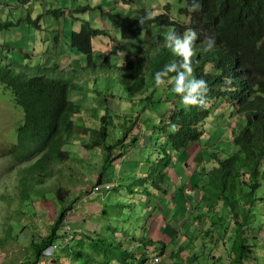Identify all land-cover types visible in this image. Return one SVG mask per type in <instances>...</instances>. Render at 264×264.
Masks as SVG:
<instances>
[{"label":"rangeland","instance_id":"rangeland-1","mask_svg":"<svg viewBox=\"0 0 264 264\" xmlns=\"http://www.w3.org/2000/svg\"><path fill=\"white\" fill-rule=\"evenodd\" d=\"M183 6L178 0H139L131 5H127L123 0H0V63H15L17 68L27 63L31 66L59 63L63 77L71 78L77 85V89L69 93V99L80 105L82 110L81 116L75 118L77 127L72 138L62 148L64 153H68L67 156L62 161L51 164L46 178L37 183L34 180L39 179L30 175L27 169L35 158L5 156L16 144V130L22 123L23 110L14 103L11 91L0 83V264L24 262L30 253V247L39 245L38 241L48 236L59 211L70 202L72 207L73 202L80 199V196L88 194L96 185L97 178L101 176H104L106 182H113L111 185L114 190L110 189V198L104 202L102 196L90 195L88 201L94 204L88 202L87 208L80 213L84 215V219L89 217L91 225L100 228L99 234L106 226L111 227L108 230L110 234L107 237L102 236L109 243L114 242L116 237L120 239L121 235L128 239V243L134 237L140 236L141 223L138 220L144 219L148 208H151L152 215L157 206L148 203V196L143 194V189L137 190L134 179L122 178V175L127 173L122 162L123 159L127 162L133 159L138 167L133 168L134 164H130L131 168L135 172L143 168L147 175L150 168L148 162L153 164L155 160L151 153L154 151L153 145L157 141L163 144L170 133V130L166 129V133L158 138L154 124L156 119L159 120L168 114L171 98L168 85L156 87L153 77L149 78L150 75H147L145 69L141 74L143 73L146 80V88L137 94L134 100L128 95L124 83L121 82L123 77L120 78L118 73L123 72L121 69L126 67L127 61L134 63L135 59L141 56L147 47L148 38L142 34L135 41L121 40L115 24L109 22L108 16L129 14L140 19L144 15L162 13L167 8L171 17L188 23L189 17L185 18L178 13ZM82 7H86L87 11L82 12ZM58 11L60 14H57ZM83 22L106 33L103 44H100V41L94 42V59L97 63L94 68H85L83 56L69 49L67 43L70 32L78 31ZM160 31L161 29H154V33ZM98 47L106 50H99ZM148 96L149 99H146ZM231 110L233 109L222 105L213 109V113L202 124V138L183 153L186 159L182 166L187 165L186 168L190 169L199 167L201 173L206 174L218 166V160L228 157L229 161L233 158L237 152L233 147L237 138L235 136L246 123L242 116H235V111L230 112ZM105 112L107 123L104 127L100 117ZM136 117L137 122L124 137L129 141L141 132L142 126L146 127V135H140L135 149L132 142L120 143L119 140ZM151 117L152 125L149 120ZM150 138L152 142L149 150L147 147ZM97 141L105 145L117 142L110 152L111 166H107L105 172L100 174V170L105 167V156ZM196 147L199 150L192 151ZM175 166L181 167L177 160L172 168L166 170L172 185H177L185 176L176 178ZM261 168L262 171L256 177L260 183L256 196L264 199V161ZM192 177V174L190 177L186 176V182L180 186L178 198L180 197L182 206L186 202L185 198L189 196L190 186L196 185L192 182ZM248 182L246 176L247 186ZM130 190L136 191L133 210L128 209ZM193 190L189 196L191 200L195 198L193 195L197 194L196 188ZM59 196L63 198L58 200ZM256 206L254 221H251L245 230V247L248 248L242 256L241 264H264V202ZM93 210L98 211L95 213ZM103 210L107 221L98 220ZM201 212L202 215L205 214L204 211ZM199 215L200 212H195L191 203L185 204L183 211L179 209L175 212L174 217L158 213V216L165 220L161 232L159 228L162 227H156V231L160 233L158 239L161 242H158L163 248H156L157 251L167 257L169 255L168 259L172 256L170 259L177 261L184 255L187 264H235L232 261L235 255L229 253L232 241L229 239L235 237L232 222L230 221L232 229L229 227L231 230L222 231L219 237L214 234L213 238H207L204 232L210 227V223L206 218L200 221ZM74 223L67 222L72 233ZM188 230L191 236L197 235L196 240L188 241ZM96 231L98 232V229ZM102 237L98 238L101 240ZM182 243H186V246L179 250ZM93 248L94 246L87 247L89 254ZM184 250L186 252H183ZM192 250L197 253L195 260L190 256ZM131 251L137 256L136 248ZM230 252L234 253V250ZM58 255L59 252L56 256ZM77 260V264H81L80 260ZM132 264L136 262L133 261Z\"/></svg>","mask_w":264,"mask_h":264},{"label":"trees","instance_id":"trees-1","mask_svg":"<svg viewBox=\"0 0 264 264\" xmlns=\"http://www.w3.org/2000/svg\"><path fill=\"white\" fill-rule=\"evenodd\" d=\"M123 1L131 5L139 0ZM178 2L184 4L178 13L185 18L189 17L188 23L171 17L167 8L162 13L144 15L140 19L129 14L108 16L109 22L115 24L121 40L135 41L142 34L148 38L147 47L141 56L134 63L127 61L126 67L121 69L123 72L118 73L120 78L123 77L121 82L132 100L146 88V80L143 73L141 74L143 69L150 75L149 78L153 77L155 84L157 72L162 71L165 65L182 59L166 46V32L170 29L180 35L188 29L197 31L199 39L194 46L196 54L191 58L192 75L205 80L209 87L206 107L185 105L182 97L173 91L175 81L172 78L176 73H169L165 78L171 98L169 112L165 117L155 120L154 131L158 138L166 133V129L170 133L163 144L157 143L158 141L154 145L152 143L154 163L148 162L150 168L147 175L141 174L134 182L137 183V190L143 189V194L148 196V203L156 192L164 193L171 184L166 170L172 168L176 160L179 164L185 161L183 153L202 138V124L213 113V109L220 105L233 109L234 115L242 116L246 123L235 136L237 138L233 147L237 152L229 161L228 157L218 160L217 167L203 174L206 179V193L193 206L195 212H200L199 220L206 218L210 223V227L204 232L207 238L231 230L230 221L232 222L235 237L229 239L232 240L229 253L235 255L231 259L235 264H241L242 256L248 248L245 247V230L254 221L256 204L264 202L263 198L256 196L260 185L256 177L262 171L261 163L264 161V0H199L201 9L196 12L188 10L191 0ZM80 10L85 12L87 8L82 7ZM57 14H60L59 11ZM154 29L161 31L154 33ZM105 35L104 31L93 29L87 22H83L78 31L70 32L67 43L69 49L83 56L85 68H94L97 64L94 59V42L100 41L103 44ZM205 36L215 37V46L208 51H205ZM61 67L59 63L50 66L42 63L31 66L27 63L17 68L15 63H0V83L11 91L14 103L23 110L22 123L16 130V144L5 156L35 158L27 169L30 175L39 179L34 180L37 183L46 178L51 164L60 162L67 156L68 153H64L62 148L72 138L77 127L75 118L81 116L82 112L80 105L69 99V93L76 90L77 85L71 78L63 77L62 70H59ZM106 114L105 112L100 117L104 127L107 123ZM253 115L257 117V121H253ZM151 121L152 125V117ZM136 122L137 117L123 132L120 143H124V137ZM173 125L176 126L174 130ZM145 132L146 127L142 126L141 132L133 136L131 142L136 143ZM98 143L101 142L97 141ZM116 143L100 144L105 156V167L99 174L104 173L107 166H111L109 156ZM197 148L192 151L198 150ZM212 155L213 153L210 158ZM246 176L249 186L245 184ZM101 177L97 178V182ZM130 192L128 209L133 210L136 191ZM62 198L59 196L58 200ZM219 208L221 209L218 210ZM68 209L67 206L59 212L55 227L38 246L37 253L54 239L55 228ZM150 209L144 213L143 220H138L142 233L147 232L148 222L153 221ZM180 210L183 211L184 208L180 207ZM201 211L205 214L202 215ZM195 237L197 239V235ZM145 239L143 236L141 241L149 242ZM98 245L99 251L105 256L102 264H129V260L135 258L128 246L120 243H109L102 238L98 239Z\"/></svg>","mask_w":264,"mask_h":264},{"label":"crops","instance_id":"crops-1","mask_svg":"<svg viewBox=\"0 0 264 264\" xmlns=\"http://www.w3.org/2000/svg\"><path fill=\"white\" fill-rule=\"evenodd\" d=\"M149 120H151V118ZM144 135H146V134L144 133L143 136ZM127 142H131V140L128 141V139H125L124 143H127ZM132 145L136 149V144L132 143ZM150 147H151V140H150L147 148L149 149ZM198 150H199V148H198ZM122 163H124L123 169L127 172L124 175H122V178L129 177L130 179L135 180L141 175V173L142 174L144 173L143 168H140L142 170L139 169L138 172H135V170H133V168L137 169V167H138V166H136L135 161L133 159L128 161V162L123 159ZM130 164H134V167L131 168ZM180 165H181V167H179V166L174 167L175 168L174 175L176 178H180L181 176L185 175L182 178V180L179 183H177V185L170 184V186L166 190H164L165 191L164 193H162V192L157 193L156 192L155 194H153V198L151 199L150 203H152L153 206H157V207H155L153 209V213L151 215L153 218L152 219L153 221L148 222L147 232L142 233V231H141L140 236L136 237L137 238L136 240L131 239L129 243H128V239H125L122 235H121L120 239L117 237L115 238L114 242L120 243L123 246H128V248L130 250H132L134 248L137 249V256H135V258H132L133 260L132 259L129 260V262H130L129 264H132L133 261H135L136 264H144L145 261L148 260L154 254H160L162 256V263L161 264H176L177 262L180 264H187V259H186V256H184V255L181 256L182 258L178 261H177V259L171 260L170 258L172 256H170V258L168 259L169 255L167 257V255L162 254L160 251L158 252L156 249V248H161L163 250L161 243L158 242V241H160L158 239L160 233H158L156 231V227L157 228L162 227L164 224V220H165V219H163L162 216L159 217L158 213H161L162 215L169 214L171 217H174L175 212L177 210H179L180 207L184 208V205L188 204V203H191V205H193L194 203L200 201L202 196L206 193L205 192V190H206V179H204L203 175H200V176L198 175V173H201L200 168L197 167L195 169L192 167L190 169V168H186L187 165L182 166L181 163H180ZM121 166H122V164H121ZM121 169H122V167H121ZM140 171H141V173H140ZM136 174H137V176H136ZM191 174L193 175V177L191 178L192 182L196 183V185L193 187L190 186V191H189L188 195L190 196L193 193L194 188H196L197 194L193 195V196H195V198L192 200L190 199L189 196L187 198H185L186 202L182 206L180 204V201H179L180 197L178 198L179 189H180V186H182V184H184L186 182V176L190 177ZM201 174H204V173L202 172ZM195 178H197V179H195ZM97 181L98 180H96V185L94 187L101 186V188L95 194H93L92 190H90V192L88 194H85L84 196H80V199L73 202L72 207H70L71 203H72V202H70L68 204L69 209L65 212L66 213L65 217L56 226V228H55L56 237H55V232H54V239L50 242L49 245H52V243H54L57 240L62 241V239L64 237H66V234H65L66 230L62 226V223L64 225V221H66V222L74 221L75 222L74 223L75 227L73 228L74 233H72L71 230H70V232H68L72 236V239L70 240L69 244H67V245L62 244V247L59 246L60 248L59 247L56 248V250L54 251V253L52 255L53 264H77V261H78L77 259L80 260L81 264H102L105 256H103L102 253L99 251V248H98L99 247V245H98V239L99 238L98 237L99 236H100V238L102 236L107 237L110 234V232H108V230L111 227L106 226L104 229H101V233L99 234L100 228L97 225H96L97 228L94 225H91L92 223L90 224L89 217H86L84 219V215H82V213H80L83 209L87 208L88 202L90 203V201H88V197L90 195L99 196V197L102 196V200L104 202L106 201V199L108 200L110 198V195H109L110 192L107 193L105 191V189L103 188V186L108 185V186H110V189H111V188H113V186L111 185V183H113V182H110V183L106 182L104 180V176L99 178V182H97ZM187 184H188V182H187ZM112 190H114V188ZM174 198H176V199H174ZM100 202H101V199H100ZM90 204H94V203H90ZM196 204H198V203H196ZM95 205H98V204H95ZM159 208H161V209H159ZM98 210H93V211H95V213H96ZM104 210H105V208H104ZM104 210L102 211V214L98 218V220L99 219H103L105 221L108 220V218H105V216H104V214H105ZM61 211H59V212H61ZM155 211H156V213H155ZM78 213L81 215L79 216ZM167 217H168V215H167ZM181 224L182 223H180V225ZM106 225H107V223H106ZM53 227H55V226H53ZM53 227H51V230L53 229ZM96 229H98V232L96 231ZM162 229H163V227L159 228L160 232ZM187 232H188L187 233L188 234L187 235L188 241L195 239V236L190 235L189 230ZM49 234H48V236H49ZM143 236H145L146 237L145 240H148L149 242H147V243L142 242L141 239L143 238ZM104 237H102V238L105 239ZM140 237H141V239H139ZM46 238L40 239L41 241H38L39 245H37V246L32 245V247H30V253H29L28 257L21 264H32L33 262L40 260V258L42 256V252L46 248L42 249L39 253H37V248H38V246H40L42 241ZM143 244H145V245H143ZM28 246L29 245H27V247ZM90 246H94V248H93V250L90 251V254H89L87 251V247H90ZM179 246H180L179 250L184 249V247L186 246V243H182V245H179ZM58 252L60 255L56 256V254ZM183 252H186V250H184ZM172 254L173 253L171 252V255ZM191 254L192 255H190V256H194L192 258V260H195V256H197L196 250H192Z\"/></svg>","mask_w":264,"mask_h":264},{"label":"clouds","instance_id":"clouds-1","mask_svg":"<svg viewBox=\"0 0 264 264\" xmlns=\"http://www.w3.org/2000/svg\"><path fill=\"white\" fill-rule=\"evenodd\" d=\"M200 9L199 0H191L189 12H196ZM198 39L199 35L195 29H188L182 35L172 29L168 31L166 46L182 59L165 65L162 71L157 72L155 74V85L157 87L164 86L166 84L165 78L168 77L169 73H176V76L172 78L175 81L173 91L182 97V102L185 105L206 107L208 104V84L205 80L194 78L192 75L191 58L196 54L194 46ZM204 43L206 45L205 51L211 50L215 46V37L205 36ZM175 127V125L172 126L173 130ZM198 175L203 174L198 173ZM105 191L108 193L110 189ZM154 255L161 256L160 254Z\"/></svg>","mask_w":264,"mask_h":264},{"label":"built area","instance_id":"built-area-1","mask_svg":"<svg viewBox=\"0 0 264 264\" xmlns=\"http://www.w3.org/2000/svg\"><path fill=\"white\" fill-rule=\"evenodd\" d=\"M100 188L101 186L94 187L92 189V193L95 194ZM103 188L105 190H109L110 186L105 185L103 186ZM63 228L66 230L65 231L66 237H64L62 241H59V240L55 241L54 243H52V245H50L45 250H43L40 260L33 262L32 264H52L51 262L52 255L54 251L56 250V248H58L62 244H65V245L69 244L70 240L72 239V236L68 233L70 232V228L68 227L66 221H64ZM161 263H162V256L153 255L148 260H146L144 264H161Z\"/></svg>","mask_w":264,"mask_h":264},{"label":"water","instance_id":"water-1","mask_svg":"<svg viewBox=\"0 0 264 264\" xmlns=\"http://www.w3.org/2000/svg\"><path fill=\"white\" fill-rule=\"evenodd\" d=\"M254 121H257V117L256 116H254Z\"/></svg>","mask_w":264,"mask_h":264}]
</instances>
